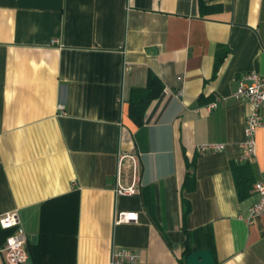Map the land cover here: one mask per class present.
Segmentation results:
<instances>
[{"label": "crops", "instance_id": "crops-1", "mask_svg": "<svg viewBox=\"0 0 264 264\" xmlns=\"http://www.w3.org/2000/svg\"><path fill=\"white\" fill-rule=\"evenodd\" d=\"M149 73L163 97L136 127L130 90ZM248 73L264 77V0H0V217L16 213L25 264H109L113 249L182 264L186 242L215 264H264V214L248 222L264 131L242 161L248 105L234 98Z\"/></svg>", "mask_w": 264, "mask_h": 264}, {"label": "built area", "instance_id": "built-area-1", "mask_svg": "<svg viewBox=\"0 0 264 264\" xmlns=\"http://www.w3.org/2000/svg\"><path fill=\"white\" fill-rule=\"evenodd\" d=\"M168 93V91H165ZM179 96V94L177 95ZM234 98L248 105V114L245 121L244 140L240 145L241 159L244 162L251 161L256 154V134L262 129L264 131V119L260 115V110L264 105V77L256 73L244 74L238 81ZM216 103H212L208 108L214 109ZM224 147L218 144H204L197 147L200 154L218 152ZM124 155H121L122 159ZM254 192L258 196L257 202L249 209L248 222L264 214V174L254 183ZM116 196H131L137 193L134 186L115 187ZM138 213L136 212H116L114 214V225L125 223H137ZM0 230H12V233L5 239L0 247V254L4 255V264H25L26 254L24 246L27 237L24 229L20 227L16 213H9L0 217ZM138 256L128 249H113L110 255L109 264H137Z\"/></svg>", "mask_w": 264, "mask_h": 264}, {"label": "trees", "instance_id": "trees-1", "mask_svg": "<svg viewBox=\"0 0 264 264\" xmlns=\"http://www.w3.org/2000/svg\"><path fill=\"white\" fill-rule=\"evenodd\" d=\"M222 62V58H217L214 64L213 76L216 75L218 68ZM164 86L160 79L152 73L148 74L147 82L144 87H135L130 90L129 100H128V115L129 119L133 122L136 127H141L145 123V115L151 106V104L157 100H160L163 97ZM190 168V165H189ZM245 167L238 168L232 166V171L234 173L235 183L237 186V195L239 200L245 199L250 194V186L245 185L243 182L244 178L240 175L241 171ZM195 177L187 173L183 181L182 190L185 192H191L194 189ZM183 211H182V223L183 227L186 221V218L190 212L189 203L186 200H183ZM5 233V237L11 234L10 230ZM193 249L188 242L185 243V250L183 253L182 264H185L186 257L192 252ZM207 249L213 252V247L209 246ZM197 250V249H196Z\"/></svg>", "mask_w": 264, "mask_h": 264}, {"label": "water", "instance_id": "water-1", "mask_svg": "<svg viewBox=\"0 0 264 264\" xmlns=\"http://www.w3.org/2000/svg\"><path fill=\"white\" fill-rule=\"evenodd\" d=\"M185 264H215V259L209 249L200 251L193 249L186 257Z\"/></svg>", "mask_w": 264, "mask_h": 264}]
</instances>
